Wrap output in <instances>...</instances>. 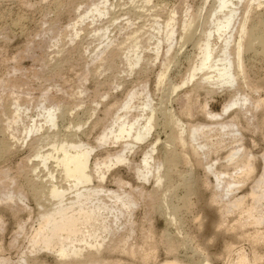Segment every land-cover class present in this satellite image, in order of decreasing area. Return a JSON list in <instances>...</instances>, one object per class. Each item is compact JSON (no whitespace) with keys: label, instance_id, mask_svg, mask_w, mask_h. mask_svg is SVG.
I'll use <instances>...</instances> for the list:
<instances>
[{"label":"rangeland","instance_id":"374dc122","mask_svg":"<svg viewBox=\"0 0 264 264\" xmlns=\"http://www.w3.org/2000/svg\"><path fill=\"white\" fill-rule=\"evenodd\" d=\"M217 1L106 0L104 4L103 0H0V149L3 148L0 150V197L1 193L10 191L14 198L12 203L0 202V258L5 260L4 264H17L20 252L25 251L26 237L37 224L40 209L28 182L37 181L29 172L39 162L37 151L50 150L55 138H73L93 146V158L105 157L107 152L114 154L120 145L99 146L95 139L122 114L126 95L143 88L152 95L159 114L152 136L131 152L130 166L119 164L112 168L104 182L110 190H131L137 199L130 240H136L144 251L153 248L150 264L172 258L179 264H204V258L209 264H234L239 252L250 258L254 251L263 255L257 264H264V242L253 244L249 240L248 235L253 233L251 226L239 230L237 213L224 217L220 214L219 209L233 195L220 197L221 189L212 186L213 178L205 169V163H210L215 170L228 172L232 179L236 177L224 159L232 146L229 140H224L222 146L211 142L206 161L197 162L188 155L186 161L175 165L171 178L162 181L159 188L153 186L155 173L149 182L143 183L136 180L132 170L139 165L142 152L156 140L159 141L155 155L169 149L171 129L176 132L177 128L165 126L164 113L172 114L184 124L209 125L212 121L204 116L201 106L207 105L206 111L219 113L228 101L232 90L203 85L186 98V92L196 87L194 82L183 85L190 65L197 60L208 16ZM260 1L261 7H256L258 1L253 0L249 10L258 13L263 20L264 0ZM171 17L175 19L177 41L169 58L163 61L167 43H161L156 59L151 33L154 34V26L165 28ZM182 21L191 22L193 33L192 40L185 45L180 41ZM130 34L137 36V42L143 47L142 60L131 72L128 71L131 58L128 62L125 58L127 50L131 51L130 41L126 40ZM161 34L163 36V32ZM161 70L166 71L165 78L158 87L156 74ZM243 72L246 84L241 91L250 98L246 108L251 113L239 114L237 129L242 137V154L250 152L254 156L256 170L247 181L236 186L234 195L237 196L249 192L264 165V114L262 108H255L259 98H264V60L248 53L243 60ZM171 87L178 88L172 91ZM253 87L258 88L257 92L251 90ZM188 104L190 117L186 115ZM237 109L234 107L219 118V122L230 120ZM48 111L58 117L55 127L44 122ZM32 121L40 129L26 134ZM186 135L184 132L183 136ZM163 172L161 169L160 173ZM117 178L124 184L118 185ZM185 186L192 187L191 196L187 195ZM153 190L157 197L152 194ZM214 192L217 197L212 200ZM185 196L190 202L188 210L182 207L186 203ZM248 201L245 199L246 203ZM172 207L179 210L165 234L162 215ZM263 227L260 231L264 234ZM168 243L179 246L173 255L166 253ZM227 246L233 247L226 250ZM114 254L110 257L121 259L119 264H140L138 257L139 261ZM32 257L30 260L37 264H54L52 257L45 253Z\"/></svg>","mask_w":264,"mask_h":264},{"label":"bare ground","instance_id":"6f19581e","mask_svg":"<svg viewBox=\"0 0 264 264\" xmlns=\"http://www.w3.org/2000/svg\"><path fill=\"white\" fill-rule=\"evenodd\" d=\"M256 1H258L256 7H261L262 1ZM252 2L253 0L217 1L213 13L208 16L207 31L203 43L198 47L197 60L190 65L183 83L186 85L194 82L196 87L186 92V98L203 85L213 87L212 89L232 90L222 110L213 113L206 111L207 105L201 106L204 116L212 121L209 125L184 124L172 114L164 113L165 126L175 125L177 128L176 132L171 129L167 142L169 149L155 155L156 143L159 141L156 140L154 144L151 143L152 146H148V150L142 152L139 165L133 166L132 170L136 180L143 183L149 182L150 176L155 173L153 186L159 188L162 181L171 178L175 165L186 161L188 155H192L197 162L206 161L211 142L216 141L222 146L224 140H229L232 146L224 159L231 165L236 177L232 179L228 172L215 170L210 163H205V169L213 178L212 186L221 189L218 194L220 197L233 195L219 209L220 214L224 217L228 213H237L236 222L239 230L246 226L253 227V233L248 235V238L253 244H257L264 242V234L260 231V227L264 225V165L263 172L251 185L249 192L243 196L234 195L237 191L236 186L247 181L256 170L254 156L250 152L242 154L244 151L242 137L237 129L239 114L251 113L246 108L250 98L241 91L242 86L246 84L243 60L248 53L264 60V19H260L262 16L249 10ZM103 3L105 4L106 0H103ZM96 12L98 15L102 14L98 8ZM174 20L173 17L169 18L163 29L153 27L154 34L151 33V39L155 40L153 44L156 59L159 57L163 41L167 43L165 53L162 55L163 61L169 58L172 46L177 41ZM181 30L180 41L185 45L192 40L191 22L182 21ZM74 35L77 36V33ZM126 40L130 41L128 47L131 51L127 50L125 58L127 62L131 58L128 67V71L131 72L142 60L143 47L137 42V36L133 37L130 34ZM103 52L104 50L101 51ZM165 72L161 70L156 74L158 87L165 78ZM176 88L178 87H171V90L175 91ZM257 89L253 87L251 90L257 92ZM135 92L131 91L126 95L121 106L122 114L118 115L110 126L102 129L95 139L99 146L120 145V149L114 154L107 152L105 157L93 158L94 147L73 138H55L50 143V150L37 151L39 162L35 169L29 170L37 181L28 182L34 193L35 204L40 210L37 214L36 227L27 235L25 251L20 252L17 264L24 262L37 264L30 258L40 253L51 256L54 264H119L121 259L110 257L114 253H116L114 255L120 253L124 257L126 255L131 260L138 257L140 264H150L153 248L144 251L141 244L137 245L136 240H130L134 232L133 211L137 199L131 194V190L130 192L110 190L104 185L106 176L112 168L119 164L131 165L129 155L135 147L145 143L154 130L159 114L158 109L154 107L152 95L144 88L138 93ZM189 105L186 108L188 117L192 116ZM234 107L238 109L231 114V119L219 122V118ZM255 108H262L264 114V98H259ZM57 118L54 112L48 111L44 116V122L55 127ZM18 121L17 119L15 123L18 124ZM32 122L33 125L25 130L26 134L40 129L35 121ZM184 132L187 133L186 136H183ZM4 148L8 149L6 146ZM262 158L264 162V153ZM161 169L164 170L162 174ZM226 177L229 179L226 180ZM116 183L124 184L120 178L116 179ZM184 188L187 195L191 196L192 187ZM152 194L157 197L155 190ZM214 197H217V192H214L211 199L215 200ZM247 198L248 203L245 202ZM150 199L153 200V197ZM13 201L12 192L1 193L0 202ZM183 201L186 203L182 207L188 210L190 208L188 197H183ZM178 210V207H172L162 215L165 221L163 231L165 234L167 226L172 224ZM125 228L128 229L123 233ZM119 231L122 232L121 235L112 238ZM165 234L163 236L168 240ZM107 239L109 241H106ZM232 247L227 246L226 250ZM178 248V245L168 243L166 253L173 255ZM262 256L254 251L249 258L247 254L239 252L234 264H257L263 259ZM203 260L204 264H209L207 259ZM4 263L5 260L0 258V264ZM156 264L179 263L172 258Z\"/></svg>","mask_w":264,"mask_h":264}]
</instances>
